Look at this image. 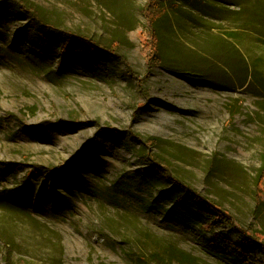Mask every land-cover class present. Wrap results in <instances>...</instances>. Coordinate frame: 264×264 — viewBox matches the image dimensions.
Returning a JSON list of instances; mask_svg holds the SVG:
<instances>
[{
	"label": "rangeland",
	"instance_id": "1",
	"mask_svg": "<svg viewBox=\"0 0 264 264\" xmlns=\"http://www.w3.org/2000/svg\"><path fill=\"white\" fill-rule=\"evenodd\" d=\"M146 1L0 0V264H264V0Z\"/></svg>",
	"mask_w": 264,
	"mask_h": 264
},
{
	"label": "trees",
	"instance_id": "2",
	"mask_svg": "<svg viewBox=\"0 0 264 264\" xmlns=\"http://www.w3.org/2000/svg\"><path fill=\"white\" fill-rule=\"evenodd\" d=\"M162 1V0H161ZM160 0H147L146 3L144 4V11L146 14V17L148 19L149 22H152V28H151V32H150V51L151 54L149 55V61L150 62H154V65H162V57L161 55H159V41H160V36L158 33V28H157V20L158 17L160 16L161 10L162 12H164V9L162 8V4H161ZM183 2H188V0H182ZM192 4H196L198 3L199 0H189ZM43 25V24H42ZM68 42H65L63 44V49H66L68 46ZM153 140V139H152ZM150 140V142L152 141ZM78 158V156L74 159L76 160ZM7 162H2L0 161V174H4L6 173V171L10 168H12L10 165L6 164ZM157 164V163H155ZM73 167H75L73 165V163H69L66 164L65 166L62 167H58V168H53L52 170V175L57 176L60 175L62 173V171L66 170V169H73ZM158 169L161 172V175H164L165 177H169L168 172H166V169L163 168L160 164H157ZM181 187H184L183 184L179 183L178 184ZM194 198H196L198 201H200V203L204 206H206V208L211 212V214L213 213V211L215 212V215L212 217L213 221L211 222H206L203 223V226L209 228L211 227V225L216 221L221 219H224L226 221H230L231 219H229V214L227 213V211H225L224 209H222L220 207V205H217L213 202H210L208 200H204L202 197L198 196L197 194L193 193ZM245 242H249L246 239H244ZM242 248V247H241Z\"/></svg>",
	"mask_w": 264,
	"mask_h": 264
}]
</instances>
